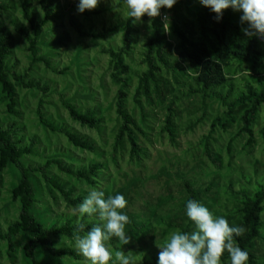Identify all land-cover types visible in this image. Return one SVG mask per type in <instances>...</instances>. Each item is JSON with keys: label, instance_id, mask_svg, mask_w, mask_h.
<instances>
[{"label": "rangeland", "instance_id": "1", "mask_svg": "<svg viewBox=\"0 0 264 264\" xmlns=\"http://www.w3.org/2000/svg\"><path fill=\"white\" fill-rule=\"evenodd\" d=\"M7 1L14 9L8 13L0 12V27L3 26L12 33L14 51L11 63L15 64L16 72L24 74L30 65L29 54L25 51L27 43L14 33L10 24L11 18L21 20L19 0H0L4 3ZM30 1L37 15L42 16L39 0ZM52 2L57 7V16L45 27L46 38L39 49L41 55L50 56L53 68L66 73L54 74L39 63L28 73V78L40 80L41 83L48 85L51 93L55 91L44 99L42 110L44 117L57 126H65L91 139L95 143L97 153L75 148L64 135L44 129L36 116L41 94L35 90L18 89L19 116L14 118L5 114L6 107L0 98V121L7 124L15 120L22 125L24 143H28L32 137L37 138L36 154L25 158L22 163L43 165L54 155L62 154L64 162L75 166L87 165L92 161L106 164V169L99 175L96 188L77 183L74 178L54 166H51L47 175L51 179L68 182L76 189V194L86 196L93 189L103 191L107 197L128 187L126 211L129 215L135 216L139 224L144 225L143 232H138L135 226L129 223L126 226V233L131 236L129 244L123 245L115 237H113L114 245L107 242L113 256L116 249L124 251L132 259H138L141 255L150 254L152 251L158 256L159 244L171 232L179 230L177 227L187 223L185 206L187 194L184 181L190 182L196 190H204L197 201L207 206L215 215L225 217L230 224L241 227L243 234L246 228L239 219L242 191L245 190L248 196H252L259 184L264 186V141L259 135L260 129L264 126V110L260 111L257 117L258 125L253 128L255 141L251 146H247L245 134H238L241 128L242 107L236 110L237 121L227 132L217 126L210 142V151L215 160L212 162L205 153L204 137L209 135L214 119L224 117L226 109L217 100L207 101L206 116L203 121L198 123L192 132H184L185 125L189 121L194 122L201 118L203 111L200 110L198 97L182 99L175 106L178 111L176 118L178 133L177 145L172 146L166 133L161 132V127L164 124L166 104L177 89L174 84H171L170 91H162L160 100L154 95L151 96L149 103L142 100L145 113L148 114L144 124L141 123L142 116L139 109L133 104L132 97L137 84L136 74L145 69L140 65V60L144 44L151 35L149 22L136 21L134 28L137 31V42L133 46L131 55L126 59L131 70L127 109L140 124L145 136L138 135L139 145L143 151L141 160H131L127 143L123 149L117 151L113 149L114 137L120 125L115 111L117 87L109 77V58L102 53V49H114L121 45L123 31L118 29L109 32L104 38L93 39L81 37L72 26V24L77 25L83 32L105 33L129 17L126 6L121 0H101L97 8L86 10L81 14L77 10L79 0H52ZM201 7L198 0H191L189 10L195 13ZM160 21L171 43L176 44L175 38L171 37V16L161 15ZM56 41L60 42L53 48L48 47ZM58 93H62L65 99L80 111H84L87 107L97 108L98 116L103 118L101 131L90 130L73 122L61 105ZM76 94L80 97H75ZM90 95L93 96L92 99L83 98ZM230 140H233L231 153L227 150ZM18 178L19 172L14 168L7 169L3 174L0 194V226L3 230H6L8 222L18 217L19 204L11 201V190L15 187ZM33 179L37 193L36 209L38 213L44 214L42 219L46 225L52 224L58 217L80 215L78 208L68 207L58 191L49 186L41 174L36 173ZM49 189L54 195L50 194ZM262 216L264 220V215ZM91 221L103 223L98 215H95ZM170 224L176 227H171ZM261 231L263 238L254 242L252 253L259 264H264V229ZM26 241L24 235L16 238L17 251L13 259L8 258L6 245L1 242L0 264H28L22 259V248ZM58 243V248L70 247L77 250L74 241L63 238L59 239ZM226 254L228 255L227 252ZM40 257L45 262L53 264H77L67 257L54 258L44 253H40ZM227 257L230 264L229 256ZM81 264H87L84 258Z\"/></svg>", "mask_w": 264, "mask_h": 264}, {"label": "trees", "instance_id": "2", "mask_svg": "<svg viewBox=\"0 0 264 264\" xmlns=\"http://www.w3.org/2000/svg\"><path fill=\"white\" fill-rule=\"evenodd\" d=\"M190 3L191 0H178L172 9H161L162 16L165 14L171 16V37L175 38L176 44L169 40L160 17L149 18L145 15L140 19L142 22L150 23L151 35L144 44L140 65L145 69L136 74L137 84L132 99L141 113V123L144 124L148 114L145 113L142 100L149 103L152 95L160 100L162 91H170L171 84H174L177 89L166 104L164 124L161 127V132L166 133L172 146L177 145L178 111L175 106L178 102L186 98H199L203 116L194 122L189 121L183 129L184 132H192L206 116L207 101H219L226 109L224 117L214 119L209 135L204 137L205 153L212 162H215L210 151L212 134L217 126L227 132L237 121L235 112L240 107L243 114L240 118L241 128L238 134L247 136V146H251L255 141L253 128L258 125L257 117L260 111L264 110V38L249 37L244 34L243 29L247 27V24H241L242 13L228 9L224 12L223 18L217 21L216 14L203 6L195 13H191ZM39 5L42 16L37 15L30 0H19L21 20L10 19L14 33L27 43L25 51L29 54L30 65L24 74L16 72L15 64L11 63L14 51L12 33L5 27H0V98L6 107L4 113L17 118L19 116L17 90H35L41 94L36 116L42 127L52 133L64 135L75 148L96 154L97 149L91 139L65 126H57L44 117L42 113L44 99L55 91L51 93L48 85L41 83L40 80L28 78V73L39 63L54 74L66 73V71L59 72L51 66L50 56L40 54L39 46L43 44L47 34L45 27L57 16V7L52 0H39ZM13 9V5L8 1L0 2V12L8 13ZM135 23L134 19L128 17L105 33L83 32L77 25L72 24V26L81 37L93 39L104 38L109 32L118 29L123 31L119 47L102 49V53L109 58L110 80L117 87L115 111L120 125L114 137L113 149L114 151L123 149L127 143L130 159L140 161L143 151L139 145L138 135L145 136V133L127 109L131 70L126 59L131 55L133 46L137 42ZM58 42L60 41L53 42L48 47L53 48ZM58 96L61 105L73 122L90 130L101 131L103 118L98 116L97 108L87 107L84 111H80L73 103L66 100L62 93H58ZM75 97L80 96L76 94ZM92 97L90 95L83 98L92 99ZM23 130L22 125L15 120L7 124L0 121V194L4 172L11 168L19 172L17 183L11 190V201L19 204L18 217L8 222L6 230L0 226V243H5L7 256L13 259L17 251L16 238L24 235L27 241L22 248V259L26 263L53 264L41 259L40 253H44L54 258L67 257L81 264L83 258L79 252L70 247L58 248V240L65 238L74 241L76 235H83L92 227L99 225L91 221L95 215L58 217L52 224L46 225L42 219L44 214L38 213L36 209L37 193L33 178L36 173L41 174L44 181L58 191L68 207L78 208L86 195L76 194V189L66 181L49 178L48 170L54 166L57 170L74 178L77 183L96 188L99 175L106 169V164L92 161L87 165L75 166L64 162L62 154H56L43 165H24L22 162L25 158L36 154L37 138L32 137L28 143H24ZM259 133L264 141V126ZM232 142L233 140H230L227 144L229 153L232 151ZM183 185L187 194L186 203L189 199L197 201L204 192L202 189H194L188 181H184ZM49 192L54 195L50 189ZM116 194L124 195L127 200L128 187L118 190L114 193ZM124 211L130 217V224L135 226L138 232H143L144 225L139 224L135 216L129 215L126 209ZM262 215H264V186L259 184L252 196H248L245 190L242 191V209L239 219L246 231L234 239L239 247L249 253L248 264H259L252 249L254 242L263 238ZM81 225H83V232L79 231ZM191 225L187 218V223L177 228L181 231H190ZM170 226L176 227L172 224ZM109 242L114 245L113 238ZM227 256L225 252L222 256V264H228ZM132 260L133 264H157L158 256L152 251L150 254H143L138 259Z\"/></svg>", "mask_w": 264, "mask_h": 264}, {"label": "clouds", "instance_id": "3", "mask_svg": "<svg viewBox=\"0 0 264 264\" xmlns=\"http://www.w3.org/2000/svg\"><path fill=\"white\" fill-rule=\"evenodd\" d=\"M101 0H79L77 10L84 13L94 10ZM127 15L139 21L143 16L157 18L161 9H172L178 0H123ZM199 4L216 14L217 21L226 10L242 13L241 24L246 36L264 38V0H198ZM127 200L124 195L105 196L93 189L78 205L81 216L98 215L103 222L92 227L83 235H76L74 246L87 264H133L130 255L116 251L113 256L108 241L118 238L123 245L130 243L126 233L130 217L125 213ZM186 217L192 223V230H175L167 236L158 248L157 264H222V256L228 253L230 264H248L249 253L239 247L235 237L243 229L223 216L215 215L204 204L189 199L186 203ZM79 231L83 232V225Z\"/></svg>", "mask_w": 264, "mask_h": 264}, {"label": "built area", "instance_id": "4", "mask_svg": "<svg viewBox=\"0 0 264 264\" xmlns=\"http://www.w3.org/2000/svg\"><path fill=\"white\" fill-rule=\"evenodd\" d=\"M165 17V16H164Z\"/></svg>", "mask_w": 264, "mask_h": 264}]
</instances>
